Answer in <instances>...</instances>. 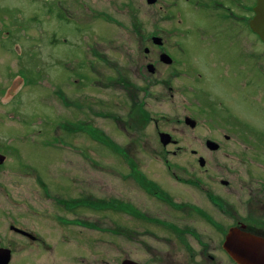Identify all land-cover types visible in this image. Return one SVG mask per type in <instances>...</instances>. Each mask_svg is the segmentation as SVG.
I'll use <instances>...</instances> for the list:
<instances>
[{
	"label": "flooded vegetation",
	"instance_id": "1",
	"mask_svg": "<svg viewBox=\"0 0 264 264\" xmlns=\"http://www.w3.org/2000/svg\"><path fill=\"white\" fill-rule=\"evenodd\" d=\"M257 1L30 0L34 9L28 21L33 22V26L25 21L18 7L0 8V97L7 96L11 102L26 86L51 87L52 79L45 73L46 69L72 70V65H76L89 74H98L96 69L99 68L105 80L96 85L100 94L90 87L84 99L76 100L71 81H60V87L53 88L58 101L63 106L67 103L70 111L69 103L84 104H80L84 109H78L87 119L82 123L87 138L96 144L117 147L124 158L122 145L109 142L106 128L96 125L97 118L113 119L124 136L152 128L158 136V144L164 148L173 145L178 150L186 146H181L171 133L206 131L212 135L205 136L201 144L216 155L220 171L228 172H210L207 167L210 161L200 150L192 148V155L200 165L198 173L182 167L183 173L178 174L170 164L167 168L174 170L171 175L175 181L181 185H196L199 193L176 194L166 191L135 167L133 177L143 191L139 198L126 197L124 190L111 198L87 193L86 199L89 198L91 204L86 206L92 213L82 225L90 236L72 243V237L63 233L62 239L70 245V254L73 244L83 250L87 264H240L224 247L230 230L257 229L264 234V124L258 127L242 121L236 106L238 101L242 104V92L249 100L253 98L249 92L255 88L262 95L255 97L264 104V40L252 25ZM56 22L72 27L73 42L64 36L58 37L56 31L48 35L46 26L56 25ZM120 28L127 36L128 46ZM117 38H124L120 47L126 46L127 58L114 65L107 46L118 41ZM197 43L202 51L213 54L209 64L224 66L232 76L239 72L238 87L234 78L229 77L226 82L232 80L233 87L227 88L225 83L219 82L215 86L226 93L217 90L218 94H214L204 70L190 60L189 54ZM220 43L223 53H229L226 62L218 56ZM60 45L71 48L69 58L55 59L52 47ZM46 49H49L47 54ZM112 65L118 69L116 79L106 76ZM110 83L116 84V102L109 101ZM241 84L244 90L239 89ZM39 97L43 102V95ZM113 103L118 109L116 113L109 106ZM160 105L169 112L159 110ZM172 105L175 107L173 115L169 108ZM22 111V107H15L8 116L16 119V114ZM38 115L35 133L41 143L72 154V133L82 128L72 124V117L63 124H45L43 114ZM15 127L16 133L28 132L21 126ZM161 133L171 134L172 140L164 144ZM14 139L10 128L0 126V264H25L29 253L33 256L32 252L54 250L36 227L28 225L24 213L43 217L54 227L61 226V230L68 229L72 233V224L76 225L72 211L76 210V202L84 199L72 200V192L68 197L61 194L63 190L52 191L42 174L22 172L21 179L36 181L41 203L25 202L20 205V213L14 215L12 190L8 187L12 186L14 148L10 144ZM143 143L151 141L146 138ZM133 144L138 145V142ZM130 145L128 141V148ZM232 162L245 167V177L250 181L244 196L237 194L235 185L246 179L240 177L238 181L232 177L235 173ZM64 176L72 180V173ZM52 197L62 203L54 204ZM145 198L151 199L153 204H142ZM106 208L117 214V221L113 223L116 236L104 235L108 230L106 221L113 217L106 216L103 210ZM123 214L133 215L134 226L124 224ZM93 216L97 219L93 220ZM94 231L100 235H94ZM179 244L185 252H179ZM128 245H132L131 249ZM45 260H38L37 264L64 263L56 258Z\"/></svg>",
	"mask_w": 264,
	"mask_h": 264
},
{
	"label": "rangeland",
	"instance_id": "2",
	"mask_svg": "<svg viewBox=\"0 0 264 264\" xmlns=\"http://www.w3.org/2000/svg\"><path fill=\"white\" fill-rule=\"evenodd\" d=\"M9 7H18V9L22 11L24 18L26 19L25 21L30 20L28 18L29 13L34 9L30 0H0V8ZM28 22L30 23V26L34 25L33 22ZM55 24L56 25L51 24L50 26H46L49 30L48 35H51L50 31H56L58 37L64 36L73 42L72 27H69V24L67 25L66 23L59 25V23L56 22ZM119 30L122 32L121 28ZM123 34L124 35L121 36H125L127 40L126 46H128L129 43L127 36L125 33ZM118 36H120V33ZM123 39H118V41L107 46L108 55L112 58L114 65L119 61H126V46L124 48L120 47L123 45ZM194 46V51L189 54L190 60L193 63L196 61V66L199 69L204 70V73L208 76V86L212 89L215 95L218 94L217 90L226 93L223 88L215 86L219 82L221 84L225 83V87L227 88L233 87L232 80L226 82L229 77L234 78L235 87H238L240 84L239 78L241 77L238 71L232 76L229 70L223 69L224 66H213L209 64L208 60L213 54L202 51V47H200L198 43ZM222 47L223 45L220 43L218 45V48L220 49L218 56L221 61L226 62L229 59V53H223V50L221 49ZM52 49L55 52V59H62L64 57L69 58V52L71 51L69 46L60 45L56 48L52 47ZM48 50L49 49H46V54ZM96 70L98 74H89L88 70L82 69L80 66L76 65H72V70L46 69L45 73L52 79V81H50V84H52L51 87L46 85L39 87L26 86L23 93L11 102V99H7V96L0 97V126L10 128L12 133L15 134V139L10 144V146L14 148L13 170L11 172L12 186H8L10 190H12L13 214H19L20 205L25 202L29 205H37L41 203L39 202V194L37 192L38 185L36 181L33 179H21L19 176L22 172L42 174L52 191L57 192L59 189L63 190L61 194L68 197L71 196L70 192H72V200H80L81 198H84L82 201L76 202V210H74V212L72 211V218L75 220L76 224H72V233L69 232L68 229L61 230V226L54 227L43 217L37 216L31 212L24 213V219L27 221L28 225L36 227L37 230L49 240L54 248L51 253L47 250H41L40 252L42 253L39 251H36L37 253L32 252L33 256H30L31 253H29V255L25 257V264H37V261L43 258L46 259L45 261L55 258L56 260L61 259L64 261L63 264H87L86 255H84L83 250L79 249L78 246L72 244V254H70V245L65 243L62 239L63 233H68V237H72V243L80 242L82 241L80 239L90 236V234H88L89 230L82 225L83 222L89 220L91 217L90 213H92L90 212V208L87 207L91 204L89 198L86 199L88 196L87 193L99 197L105 195L108 198H111L112 196H117L120 190H124L126 197L131 196L139 198L143 191H140L142 187L139 186L138 180L133 177L135 167L140 171L147 173L157 181L161 187L166 189V191L176 194L182 192L199 193L196 185H181L178 180L175 181L171 175L174 170L167 168L170 164L176 168L175 171L178 172V174L183 173L181 169L182 167L188 168V172L198 173L200 165L198 161H196L195 156L192 155V148L200 150V152L207 157L210 161V164H207V167H210V172L216 171L222 174H228L226 170L220 171V165L217 164L216 155L213 153L211 154L209 150L201 144V141L205 136L212 135V133L206 131L200 132L197 130H187L185 132L178 131L171 133L178 141H180L179 144L181 146H186V149L181 148L178 150V148L173 145L164 148L161 144H158L156 142L159 140L158 136L152 128L147 131L141 129L138 130V132H128L124 136L122 132L117 129L113 119L109 118L108 121H105L97 118L96 125L106 128L109 142L116 143L119 146L122 145L121 148H124V154H122L124 155V158L120 156L117 147L96 144L93 140L87 138V133L85 132L86 127L83 128L84 125L82 124L87 121V119H85V113L78 109L81 108L80 104L82 103H77V101L76 105H71L69 103V105L72 106V111H70V107L67 106V103L66 106H63L62 102L58 101L54 89L59 88L62 81L68 83L71 81L72 95H75L76 100L77 98L84 99L86 90L90 87H93L95 91H98V94H100L96 85L103 84L105 80H102V71L99 68ZM117 74L118 69L115 66L112 65L108 67L107 77L116 79ZM115 85V83H110L108 90L110 102H116L117 100L118 93ZM239 89H242V84L239 86ZM244 89L245 87H243L242 90ZM40 94L43 95V102H40ZM249 95L253 98L247 100L243 92L240 94L242 104L238 101L236 105L239 112H237V115L239 116L238 118H241L242 121L249 122L253 126L262 127L264 124V104H262L258 97H255L257 95H262L256 88L251 90ZM72 102L75 103L74 100H72ZM114 105L115 103L110 104L109 106L114 113H116L118 109L116 108V105ZM162 105L165 106V104ZM162 105L159 106L161 107L159 110L162 109L161 111L169 112L167 108H162ZM15 107L20 109L22 107L23 111L16 114L18 115L16 119L9 118L8 113H11V111L13 112ZM169 108L171 115L175 114V107L172 105ZM81 109H84V107ZM156 110L158 111V107ZM38 114H43L45 124H63L68 122V117H72V124L82 128L79 132L72 133V154L68 151L64 152L59 150L54 145L41 143L35 133L38 124ZM15 126H21L28 132L23 134L16 133L18 130H16ZM32 131H34V133ZM17 134L19 135L16 136ZM146 138L149 139L151 143L145 145L143 141ZM128 141L131 142L129 148L127 146ZM134 142H138V145H134ZM112 143H110V145H112ZM174 151H177L178 153L174 154ZM166 158H168V162H165ZM71 161L72 163H70ZM232 167L234 168V170H232L233 172L240 173L239 175L232 173L233 178L238 181L240 177L246 179V181H241L235 185V188L238 190L237 194H242V196H244L246 195L247 189L250 188V181L245 177V167L234 162H232ZM48 172L53 173L54 175H48ZM65 173H72V180H70L69 176H64ZM2 199L3 198H1V200ZM52 199L54 204L62 203L55 199V197H52ZM54 200L56 202H54ZM85 200L86 202H83ZM146 200L147 198L142 201V204H153L151 199ZM98 207H100V205ZM103 210L107 217L113 216L106 221V227L108 230L104 235L116 236V232L113 231L115 228L113 223H116L117 221V214L112 213L108 208ZM173 215H175V213ZM123 218L126 226H134L135 219L133 215L123 214ZM96 219L97 217L93 216V220ZM93 233L94 235H100V233L95 231ZM128 235L131 234H127V236ZM128 247L131 249L132 245H128ZM178 250L180 253L185 252L180 244ZM141 252L144 253L143 250H141ZM221 256L224 257L223 255Z\"/></svg>",
	"mask_w": 264,
	"mask_h": 264
},
{
	"label": "water",
	"instance_id": "3",
	"mask_svg": "<svg viewBox=\"0 0 264 264\" xmlns=\"http://www.w3.org/2000/svg\"><path fill=\"white\" fill-rule=\"evenodd\" d=\"M252 25L254 31L264 40V0L257 1ZM13 91L14 87L8 94L11 95ZM160 138L164 144L172 140L169 133H161ZM210 145L213 147L212 141ZM201 163L204 164V161ZM224 247L240 264H264V234L260 230L233 228L226 237Z\"/></svg>",
	"mask_w": 264,
	"mask_h": 264
}]
</instances>
